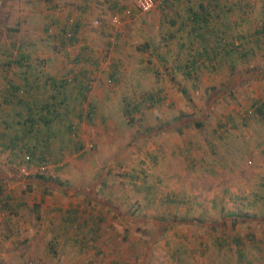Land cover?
I'll list each match as a JSON object with an SVG mask.
<instances>
[{"label":"rangeland","instance_id":"1","mask_svg":"<svg viewBox=\"0 0 264 264\" xmlns=\"http://www.w3.org/2000/svg\"><path fill=\"white\" fill-rule=\"evenodd\" d=\"M75 1L0 0V264H264V107L253 102L264 101V30L244 37L264 0H238L247 53L234 75L224 62L193 78L173 67L189 54L169 36V3L139 13L135 0H92L88 11ZM69 17L100 43L68 48ZM115 47L116 68L74 58L95 49L105 61ZM24 66L38 97L48 76L90 81L84 95L70 91L63 124L74 131L51 137L44 169L8 145L20 132L3 98Z\"/></svg>","mask_w":264,"mask_h":264},{"label":"trees","instance_id":"2","mask_svg":"<svg viewBox=\"0 0 264 264\" xmlns=\"http://www.w3.org/2000/svg\"><path fill=\"white\" fill-rule=\"evenodd\" d=\"M217 1L218 0H207L209 5L208 3L204 4L203 1H199L196 10H194V7L191 5L189 6L188 13L191 17L193 31H197V33H200L201 31L207 32L208 29L210 30L213 28V26L209 25V19L213 18L214 13L212 9ZM163 2L167 4L168 0H163ZM183 11L186 13L187 9H184ZM77 25V22H75L74 29H76ZM181 26L183 27L182 24L180 27ZM200 27H204L205 30ZM260 29L264 30V24L260 26ZM62 30L63 29L60 27V31ZM216 33L217 32L213 33L215 36L213 46L210 45L208 49L207 47H203V53H198L197 55L189 54V57L193 58H188V61L190 60V62H188L190 67L184 69L185 71L187 70L185 76L188 75L193 78L194 70H201V68L207 71L217 70L222 68V63L224 62L227 63L226 65L228 66L229 75H234L232 70L235 67V58L241 60V57H244L247 50H242L241 42H237V39L227 41L224 36ZM209 41L211 40L209 39ZM238 48L239 50H237ZM26 58L27 55L20 53L15 59V62L22 66V61ZM199 59H201V62H199ZM30 74L32 73H28V66H24L23 73L20 76L21 81H17V83H13L12 81L8 82L7 93L5 94L3 101L12 104L11 107H9V110H11V113L9 114H15L16 116L15 120L9 121V123L12 121V125L8 123H6V125L13 127L14 130L16 128L18 132H20V137L15 134L8 136V145H11V147H17L19 151L23 148L25 153L22 156V160L26 163L35 162V164H40L41 162L47 161L44 156L46 155V151L50 149L49 145L51 137L61 133L62 126H65L66 130L70 133L71 131H74L72 122L68 121L66 124H63L65 120L68 119L67 113L69 106L67 100H69V97L67 93L74 91L79 96L86 90V87L77 82L75 87H71V90H67V88H70L68 85L76 80L75 77H73L71 81H67L64 77L56 78L54 76H48L46 83L50 89L47 90L49 94L44 95L45 97H38V95H42L41 91L43 90H40L39 88H43V85L28 80L30 79ZM246 75H248V73H245V76ZM240 77L242 78L243 76ZM32 78H34V76ZM239 81L243 82L241 79H239ZM19 86L23 87L24 92H28V94L30 93V101L27 97L23 98L24 94H18ZM45 87L46 86L44 85V89ZM31 90L35 91L36 95H33ZM253 102L256 104H254V110L262 115L264 101L259 104H257V101L255 100ZM193 123L197 127L201 126V123L198 121ZM0 136H4V133L1 132ZM24 138H26V142H22L18 145V142L23 141ZM38 146L40 147L39 153L35 154ZM36 177L40 179L47 178L41 174Z\"/></svg>","mask_w":264,"mask_h":264},{"label":"crops","instance_id":"3","mask_svg":"<svg viewBox=\"0 0 264 264\" xmlns=\"http://www.w3.org/2000/svg\"><path fill=\"white\" fill-rule=\"evenodd\" d=\"M96 1V0H94ZM199 1H203L204 4L208 3L207 0H168L167 3H169V6L171 8L172 15L170 14L169 17V30H170V34L169 36L171 38H175L176 39V50L177 52L180 51V48L184 47L185 51L187 54H192V55H197L198 53H203V47H207V49L209 48L210 45H214L215 42V36L213 33L217 32L216 34L222 35L224 36V38H226V40H232V39H242V31H241V22H242V17H241V13L239 11V3L240 1L238 0H218L217 3L214 5L213 7V18L209 19V25L213 26L212 29H208L207 32H203L201 31L200 33H197V31H193L192 29V25H191V17L188 13V9L189 6L191 5L192 7H194V10H196L197 6H198V2ZM114 0L112 1V6L114 5ZM75 3L77 4L78 9L80 8L81 10H87L89 9V5H87V3L92 5V0H76ZM209 5V3H208ZM172 6V7H171ZM211 7V6H208ZM93 11L96 10V8H92ZM184 9H187V12L184 13ZM186 11V10H185ZM211 11V10H210ZM74 13H76L78 15V18H80L81 16L85 15L82 13H78V11H74ZM88 14V13H87ZM253 14V13H252ZM247 15V14H246ZM254 16L256 17H252V22H253V28L252 30L249 29L250 33H244V37L245 39H251L253 42H257L258 38L260 37V35L262 34V31L260 29V26L262 24H264V10L261 11L259 10L256 11V14H254ZM261 18L258 20V25L255 26V22L256 19L253 20L254 18ZM244 21V19H243ZM183 25V27L180 25ZM260 24V25H259ZM62 25V23H61ZM83 25L80 23V26ZM78 26V25H77ZM82 27V26H81ZM203 28L204 27H200ZM205 30V29H204ZM86 34H90V31H88L87 29H80L78 27H76L75 29V33L74 36L72 38V40L69 41V47L68 48H72L74 47L77 43L79 44L81 41H85L87 43H93V44H99V37L101 34H91L88 37H86ZM200 34V35H199ZM212 38V39H211ZM93 39V40H92ZM209 39L211 41H209ZM237 43V42H236ZM92 46L88 47L91 48ZM101 46H98V49H100ZM83 49V47L81 48V50ZM114 50V51H113ZM110 52H107V58L104 61L103 58V53L100 52L99 50H93V49H89L86 52L82 53H76L75 54V60H81L85 63V65L83 67H78L79 69H84V70H104L107 68H116L115 62H121L117 61V58H121L122 61L124 60L123 56L124 53L121 52L120 54L116 52V47ZM210 52V51H209ZM104 53H106L104 51ZM203 55V54H202ZM196 57V56H195ZM194 57V58H195ZM103 58V61H102ZM191 59L193 57H187L185 59ZM178 57H176L175 63L177 65L174 64L173 67H175L176 69H183L186 67H190L189 61H181V62H177ZM201 62V59H199ZM115 61V62H114ZM183 62V63H182ZM182 65H179L181 64ZM199 64V63H198ZM57 70L60 69V66H57L56 68ZM72 70V69H69ZM73 72H75V70H73ZM78 73V72H75ZM83 73H86V71L80 72V76H83ZM58 74V73H57ZM57 77V75H56ZM79 83H83V80H78ZM67 90H71L70 88H67ZM48 93V91H46ZM31 93L33 95H36L35 91L31 90ZM92 94V92H90ZM102 94V98L101 99H106V97H103V94L105 93H101ZM67 95H69V92L67 93ZM99 97V96H98ZM96 97V99L98 98ZM100 98V97H99Z\"/></svg>","mask_w":264,"mask_h":264},{"label":"built area","instance_id":"4","mask_svg":"<svg viewBox=\"0 0 264 264\" xmlns=\"http://www.w3.org/2000/svg\"><path fill=\"white\" fill-rule=\"evenodd\" d=\"M135 10L139 13H146L150 11L154 7V0H135L134 3ZM113 22L117 21V17L115 15L112 16ZM76 20L73 17L67 18L63 24L61 25V28L63 29L61 31V34L63 36V39L66 41H70L75 33L74 25ZM95 23V22H94ZM67 81H71L75 75L73 74H66L63 76ZM109 81V79H108ZM83 86L86 87V90L90 86V81L86 80L85 83H83ZM48 162L44 161L39 164L40 169H44L47 166Z\"/></svg>","mask_w":264,"mask_h":264}]
</instances>
